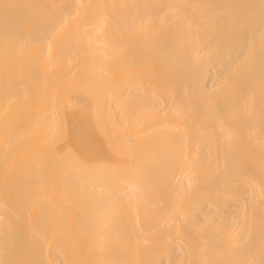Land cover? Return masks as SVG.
<instances>
[{
	"label": "bare ground",
	"instance_id": "obj_1",
	"mask_svg": "<svg viewBox=\"0 0 264 264\" xmlns=\"http://www.w3.org/2000/svg\"><path fill=\"white\" fill-rule=\"evenodd\" d=\"M2 129L0 264H264V0H0Z\"/></svg>",
	"mask_w": 264,
	"mask_h": 264
},
{
	"label": "rangeland",
	"instance_id": "obj_2",
	"mask_svg": "<svg viewBox=\"0 0 264 264\" xmlns=\"http://www.w3.org/2000/svg\"><path fill=\"white\" fill-rule=\"evenodd\" d=\"M7 133H8V130H6V129H2V130H0V140H2L3 136L6 135ZM17 147H18V146H17ZM17 149H18V148H15L16 154L13 155V156H11V158H12V159H16V161L18 160ZM13 151H14V149L12 150V152H13ZM16 161H15V162H16ZM6 165H8V163H7Z\"/></svg>",
	"mask_w": 264,
	"mask_h": 264
}]
</instances>
